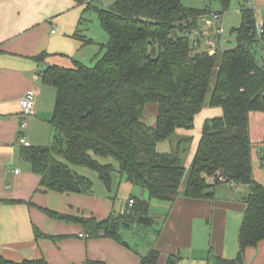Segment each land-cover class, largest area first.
I'll return each mask as SVG.
<instances>
[{
    "label": "trees",
    "instance_id": "16d2710c",
    "mask_svg": "<svg viewBox=\"0 0 264 264\" xmlns=\"http://www.w3.org/2000/svg\"><path fill=\"white\" fill-rule=\"evenodd\" d=\"M218 1L224 11L232 2ZM96 10L108 36L101 46L103 55L93 67L76 62L73 69L50 66L41 74L42 82L56 90L49 122L54 140L47 147H22L21 158L41 177V188L61 194H94L93 181L78 168L95 172L109 191L118 173L147 192L150 200L168 203L177 200L183 185L182 195L194 200H214L220 184L246 186L238 256L214 257L218 264H245V250L264 240V186L254 178L250 134L251 114L264 113V58L259 64L254 51L261 40L254 9L241 10L242 24L232 30L237 45L213 55L195 49L187 35L208 16V9L185 7L183 0H116L110 8ZM215 74L208 106L221 108L223 115L205 121L187 169L183 154L192 138H181L170 152L161 153L157 147L172 142L179 129H194L196 116L207 106ZM150 105L158 108L154 126L145 120ZM99 159H112L118 166ZM212 176L211 184L207 178ZM132 199L131 212L121 222L151 225L149 201ZM44 212L83 226L91 239L111 237L126 244L118 231L119 218L97 221ZM160 257L159 251L151 250L140 264H159ZM180 260L179 255L170 256L166 264ZM0 264L48 262L1 260Z\"/></svg>",
    "mask_w": 264,
    "mask_h": 264
},
{
    "label": "crops",
    "instance_id": "0c3cea01",
    "mask_svg": "<svg viewBox=\"0 0 264 264\" xmlns=\"http://www.w3.org/2000/svg\"><path fill=\"white\" fill-rule=\"evenodd\" d=\"M112 2L0 0V261L22 263L45 259L48 264L88 261L93 264H140L141 258L151 250L160 252L159 264H166L174 255L181 257L178 264H218L210 263L211 256L235 260L246 210L244 199L249 194L246 186L220 184L228 189L231 187L234 192L221 194L215 200H194L181 194L174 203H168L150 200L147 192L118 173L113 176L109 191L83 171L79 173L94 183V194H61L41 188V177L33 173L20 156L21 148L26 147L21 139L29 146L47 147L40 146L38 138L33 137L34 132L40 136L49 129L54 112V109L43 108L45 88L39 85L41 74L50 66L73 69L76 62L88 67L96 64L103 55L102 44L108 42L105 32L106 38L96 40L91 30L94 21L100 24L96 9L110 8ZM256 21L264 25L263 18L262 22L257 18ZM204 24V20H200L197 28H203L207 34ZM263 41L264 37L258 45L264 48ZM221 48L219 41L216 51ZM42 54L46 57L37 61ZM37 76L40 78L36 81ZM34 90L36 114L22 127L19 101ZM150 106L156 109L151 125L154 126L158 108ZM262 114H251L250 134L254 178L264 186V141L258 139L254 130V118L260 117L264 122L259 116ZM222 115L221 108L206 106L196 116L193 130H177L171 146H176L181 138L193 139L188 149L187 169L195 157L205 121ZM133 197L149 201L151 225L121 222V217L131 209L129 202ZM44 210L97 221L119 218L118 231L126 244L111 237L91 239L83 226L54 219ZM210 219L213 225L208 242L206 227ZM36 231L42 236L37 238ZM244 258L245 264H264V240L256 247H248Z\"/></svg>",
    "mask_w": 264,
    "mask_h": 264
},
{
    "label": "rangeland",
    "instance_id": "374dc122",
    "mask_svg": "<svg viewBox=\"0 0 264 264\" xmlns=\"http://www.w3.org/2000/svg\"><path fill=\"white\" fill-rule=\"evenodd\" d=\"M113 0L112 3H115ZM183 5L185 7L188 8H193V9H198V10H209V14L208 17L206 16L207 19L211 20L213 22L212 19V14L211 13H215V14H219L220 15V21L219 22H213V24L210 27H207L206 23L204 24V26L206 27V33L209 34V36L211 38H213L215 40V42L220 41V44L222 45L221 50H227V49H232L237 45V37L236 35H234L232 33V30L234 28H238L241 26L242 24V17H241V10L243 8H250V9H254L255 11V15L256 18L258 19L259 22H262V18L264 21V0H232L231 5L229 7V9L227 11H224L222 8L221 3L218 0H183ZM264 23V22H263ZM217 28H221L224 30L223 34L221 36H216L215 31ZM201 30V28H199ZM92 32L94 37L96 38V40H100V39H104L106 38V34L104 33L101 25L98 23V21H94L93 26H92ZM203 30V28H202ZM204 32V31H203ZM194 36H190L191 40H193ZM260 38V37H259ZM260 40V39H259ZM254 51H255V55H256V59L258 61V63H262V59L264 58V48L258 44L255 45L254 47ZM95 65V64H94ZM93 65V66H94ZM93 66H89V67H93ZM216 81V74L213 76L212 81H211V87L207 96V100H206V104L208 107V103L211 97V92L212 89L214 87ZM39 85H43L44 89V97H43V103L44 106L43 108L45 110L49 109V110H53L54 109V105H55V101H56V90L52 87L46 86L44 85L42 82L39 83ZM49 91H48V90ZM148 108L146 110L145 113V120L147 122L148 125H152L154 123V115H155V107H151ZM263 113V112H261ZM53 116V112L51 114V118ZM261 118L264 121V113L262 115ZM50 118V120H51ZM257 118V119H256ZM260 117H255L254 118V130L256 132V135L258 136V139H261V141H264V122H261V120H259ZM49 120V122H50ZM52 127L49 123V129H46L45 132H43L40 136L37 135V131L34 132L33 137L34 138H38V141L40 143V146H48L50 144H52L54 138H53V132L55 134V131L53 129L52 131ZM33 133V132H32ZM27 139V136H26ZM171 141H166V142H162L158 145L157 149L158 151H170L171 150ZM191 145L188 147L190 149ZM189 155V151L183 154V163L184 165L187 164V158ZM100 162L102 164H108V163H112L116 166H118L112 159H99ZM78 172H86L87 175L89 177H93L94 179H97V183L102 185V182L99 180L98 175L88 169H84V168H78L77 169ZM103 186V185H102ZM231 187H226L224 185H219L216 187V194L214 197V200L217 199L221 194L227 193V192H234L230 189ZM184 191V185L181 188V194ZM138 197H141V194L138 195ZM212 225L213 222L210 219L209 223L206 227V236L208 238V242L210 241L211 238V232H212ZM210 263H215L214 262V257L211 256L210 257Z\"/></svg>",
    "mask_w": 264,
    "mask_h": 264
},
{
    "label": "built area",
    "instance_id": "2783aa9c",
    "mask_svg": "<svg viewBox=\"0 0 264 264\" xmlns=\"http://www.w3.org/2000/svg\"><path fill=\"white\" fill-rule=\"evenodd\" d=\"M211 14L213 16L212 17L213 22L217 23L220 21V15L219 14H215V13H211ZM202 20H204V22L206 23V25L208 27H210L213 24V22L211 20L207 19L206 17H204ZM53 32L55 33L56 30H54ZM223 32H224L223 29L217 28L215 31V34H216V36H221L223 34ZM256 32H257L258 37L263 39V37H264V25L262 23H256ZM187 35L189 37L194 36L193 40H192L193 46L198 51H207L211 55H213L216 52L217 42H215V40L213 38H211L209 36V34H204V32L202 30H200L199 28H195V29L191 30L190 33H187ZM263 46H264V41H263ZM203 47H204V49H203ZM39 78H40V76H37V77H35V80L37 81V80H39ZM35 103H36V92H35V90L28 92L24 97H22L20 99L19 106H20L21 116H22V127L26 126L28 119L35 116V114H36ZM21 142L24 146L29 147V144H27L23 139H21ZM16 173H19V171H16ZM218 176H220L219 173H218ZM220 180L224 181L223 178H221ZM207 181L212 184L215 182V177L214 176L208 177ZM129 204L132 207L134 205V200H130ZM130 212H131V209L128 211V213H130Z\"/></svg>",
    "mask_w": 264,
    "mask_h": 264
}]
</instances>
